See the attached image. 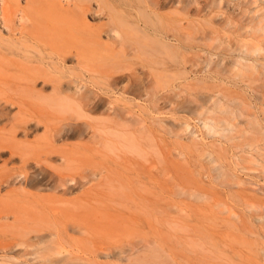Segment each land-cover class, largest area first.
<instances>
[{"label": "rangeland", "instance_id": "obj_1", "mask_svg": "<svg viewBox=\"0 0 264 264\" xmlns=\"http://www.w3.org/2000/svg\"><path fill=\"white\" fill-rule=\"evenodd\" d=\"M10 1L0 56L23 41L25 63L65 70L36 93L0 59V141L62 127L25 160L0 151L21 173L0 179V264H264V0H16L15 30ZM23 8L114 75L61 60Z\"/></svg>", "mask_w": 264, "mask_h": 264}, {"label": "bare ground", "instance_id": "obj_2", "mask_svg": "<svg viewBox=\"0 0 264 264\" xmlns=\"http://www.w3.org/2000/svg\"><path fill=\"white\" fill-rule=\"evenodd\" d=\"M16 0H12L10 1L7 5H3L2 8V13H1V19H2V24L8 28L9 30H15L17 28V12H18V6L15 3ZM74 1V0H71ZM55 5V8L60 11H62V6L59 3L58 0L54 1L53 3ZM78 5V7L81 9L82 12H86L90 9V0H79L76 1V3ZM24 12V16H25V21L22 24V28L25 31H28L29 34L35 38L37 41L39 42H43L44 44L46 42V45L49 46L52 51L53 54H55L56 56H58L61 60H64L66 57H68L70 54H73V56H76L79 60L80 63H85V68L84 71L88 74H90L92 77L94 74H98L101 76L104 75H111L113 76L115 71H108V72H103V66L105 65V63L99 64V65H91L88 62L89 60H92V57L90 58L87 54V51L85 50V48H78L76 47V49L74 50V46L71 45V43H60L59 41L61 38L58 36L59 34H56L54 31L50 30L49 28H42L39 25H31L30 23H28V19L30 17H28V15L26 14V11L23 9H21ZM98 32L99 31H103V29H101V27L97 28ZM112 33H119L118 29H112L111 31ZM8 47L10 52H12L13 56L8 58L5 56H0V59L3 63L6 64L5 66V70H4V75L9 76L11 74L13 75H22L25 77V79L21 82V84L19 85L20 87H22L23 89L26 90H30L32 92H39L38 88H37V82L40 78H45L47 79L48 77H50V75L55 74L59 71H64L65 68L63 67V65L58 62V61H54L51 60V58L48 60L46 57L44 58V64H27L24 62V59L21 55V47L25 46V44L23 43V41H10L8 42ZM143 47V46H142ZM96 56V55H94ZM104 57L103 54L98 55V57ZM54 61V62H49V61ZM102 60V59H99ZM42 63V62H41ZM69 69V68H68ZM15 73V74H14ZM12 76V75H11ZM18 77H21L18 75ZM45 85V84H44ZM86 87V85L82 82V81H76L73 83V85L69 84L68 88L65 91V97L70 98L71 100H73L75 103L78 101V94ZM62 91V90H61ZM76 99V100H75ZM37 118V117H36ZM42 118V117H41ZM38 119V123H43V122H47L44 121L45 119ZM31 119H29L25 125L22 126V130L25 132V135H27L28 130H29V123H30ZM70 124V123H68ZM51 128V133L46 136V137H42V138H38L34 141H29V140H21L19 141L18 139H16L14 136L16 135V132H14L12 135L13 137L11 139H8L6 141L8 142H13L12 144L7 143L5 140L0 141V151L3 150L4 148H8L11 150V154L12 156L14 154H19L20 157L25 160L27 158V149H25L26 143H33L36 144L38 146H40V144L44 141L46 143H48L49 141L52 140V137L55 136L57 133L61 132V126L59 125H54ZM25 141V142H24ZM12 170V173L6 175H0V179L5 181V182H11L14 181L16 179H19L21 176V173H15V171Z\"/></svg>", "mask_w": 264, "mask_h": 264}]
</instances>
